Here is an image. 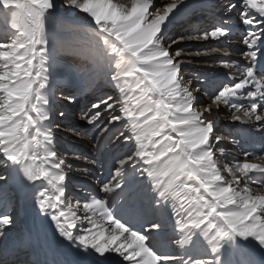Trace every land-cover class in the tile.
Masks as SVG:
<instances>
[{"label": "snow or ice", "instance_id": "1", "mask_svg": "<svg viewBox=\"0 0 264 264\" xmlns=\"http://www.w3.org/2000/svg\"><path fill=\"white\" fill-rule=\"evenodd\" d=\"M60 2L88 18L84 54L88 86L102 89L97 96L83 94L79 73L60 61L50 36ZM210 8L220 15L205 27ZM177 22L185 31L173 30ZM0 26V255L22 253L25 264H235L225 259L231 247L242 264H256L252 251L264 253V164L251 158L264 160V0H164L162 7L154 0H0ZM237 29L244 35L236 56L213 49L222 53L225 79L185 83L180 45L227 43ZM205 96L210 103L202 107ZM82 99L83 121L94 129L105 123L92 137L96 158L74 160L89 165L86 175L108 172L95 181L102 198L71 197L81 170L61 154L64 105ZM222 107L255 149L242 148V161L232 152L231 164L217 156L227 145L217 134ZM110 128L117 131L106 144ZM18 193L46 225L22 222Z\"/></svg>", "mask_w": 264, "mask_h": 264}, {"label": "rangeland", "instance_id": "2", "mask_svg": "<svg viewBox=\"0 0 264 264\" xmlns=\"http://www.w3.org/2000/svg\"><path fill=\"white\" fill-rule=\"evenodd\" d=\"M163 2L164 0H154V6L162 7ZM223 2H226V0H223ZM213 10L218 11L219 14L217 16L220 15V11H221L220 8H214V9L210 8L208 11L203 13L202 14V24L205 27H207L210 24V21L213 22V17L212 18L208 17L209 13L212 12ZM62 20H71V22H65ZM88 22H89L88 18L85 16V14L68 10L65 6H63L62 2L58 3L57 8L54 10L53 18L50 19L49 21L50 36L54 39L57 46L61 49L60 56H63V58H61L60 61L63 64L72 66L77 70V72L79 73V79L77 83L84 86L83 94H87L89 90L93 89V87L88 86V79H89L88 69L90 67V64H89V60L87 59V56L84 54V52L87 50L88 45L91 41L90 30L87 24ZM231 22L235 23V19ZM186 27H187L186 25H180L179 22H177L173 30L174 31H185ZM243 35H244L243 30L237 29L236 33L231 37L230 41L227 43H220L219 41L210 39L208 41H200V42L193 41L190 43L181 44L180 48L183 50L181 58L188 62L187 65L182 69L184 73L185 83H188L189 86L195 87L197 76L199 77L200 80H204L205 78H208V79H212L216 81L215 80L216 75L221 71H223L222 73L224 74L227 70L222 69L220 66V57L222 53L215 52L213 51V49H216V48L227 49L228 51L231 52L233 56H236L238 54L237 48L243 47V44H242ZM187 53H193L196 56H197V53H200V55L197 56L196 58L198 60H201L206 65H199L197 63H194L191 59H189L190 57L188 56L189 54ZM214 53L216 54L217 57L218 56L219 57L212 59L213 57L212 54ZM210 66H212V68L214 66V69L212 68L210 69ZM96 90H97L96 91L97 94L93 96L99 95L102 91V89H96ZM204 98L205 99L201 100L200 106H203L204 104H208L210 102L209 101L210 98L208 96ZM87 103H88L87 99H82V100H79L76 104L64 105L66 116L62 120H59L58 123L61 129V134H62V139H63L61 143V147L64 146L65 148V151L64 150L61 151V154L69 156L68 163H72L73 165H75V167L73 166L74 168L76 169L79 168L81 170L74 175L73 179L75 177L80 178V180L83 181L84 184L89 183L90 187L91 186L93 187V185H95V181L98 180V178L94 177V175L100 173V169L99 168H89L90 174L86 175L82 170L84 168L89 167V165L86 162L81 163V162H75L74 160L76 155L88 156L89 160L95 159L96 158L95 149L100 146L99 144H97L95 140L92 139V137L93 135L99 134V129L103 126L105 121L102 118L98 122L97 128L95 129L92 126L87 125L86 122L83 121L82 119V116L84 113L81 111V108L84 107V105H86ZM222 111H223V107L221 108V112ZM103 115L104 114L102 113V117ZM216 120L218 123L217 133L219 135H223L225 138H230V139L236 138V141H238L239 143L249 142L246 139V136L245 135L243 136V134L241 133L242 129L239 124L238 125L234 124V122H230L229 124L223 122L225 120L231 121L230 113L228 111L225 110L222 113H220L216 117ZM116 131L117 129L110 128L109 132L107 133V136L102 137L103 142L107 144L112 134ZM72 139L73 141L74 140L76 141L74 145H73ZM64 141H65V144H64ZM226 149L229 151L228 152L229 157L227 158L231 162H234V158L231 155L232 152L236 153V156L239 158L240 161L243 159V156H242L243 152L239 151V147L236 144H233L232 141L230 145H226ZM240 149H242V147ZM218 155L219 154H217V156ZM71 156H74V158H72ZM221 157L222 156H218V158L222 162L230 164V161L228 160L223 161ZM251 160L256 161L259 164L264 162V160L263 161L259 159L257 160L255 158H251ZM104 172L106 173V171L104 170L102 174H104ZM89 184L80 185L79 188L83 192L81 193L80 191L79 194L85 195L86 194L85 192L90 193L91 189L87 190ZM249 185L254 189H257L259 187V185L254 182H250ZM93 189H95V187ZM10 191L13 192V189H11ZM98 194H99L98 198L103 197V193H98ZM79 197L82 198L83 196L79 195ZM20 200H22L23 203H25L26 206L28 207L27 217H26L27 221L30 220L31 223L36 222L37 225H43V223L45 224L46 221L42 220L40 216L37 215V212L35 208L32 206V202L29 197L26 200L24 199V197H22V199ZM1 210L4 211L3 208H0V211ZM59 247L63 249L65 255L68 256L70 259L72 258L73 259L75 258L77 260L79 259L72 249L66 247L63 244L59 245ZM65 248L66 250H64ZM237 251H238V256L242 264L241 253L239 250ZM235 252L233 251L231 247H229L226 253L232 254L233 256L235 255ZM7 255H9V253L0 255V264H5L4 259L5 257H7ZM12 255H14V252H11L10 257H12ZM251 255L255 259L256 264H260L261 259H264V253H261L259 250H253ZM231 257H229V259ZM6 261H7V264L11 263L8 260ZM23 261H26V260L23 258Z\"/></svg>", "mask_w": 264, "mask_h": 264}, {"label": "bare ground", "instance_id": "3", "mask_svg": "<svg viewBox=\"0 0 264 264\" xmlns=\"http://www.w3.org/2000/svg\"><path fill=\"white\" fill-rule=\"evenodd\" d=\"M220 3H223V0H210V4H212V5H215V4H220ZM213 13H216L217 15L219 14L218 13V11L217 10H213L212 12H210L209 13V16L208 17H213ZM209 19V18H208ZM209 21V20H208ZM2 27V26H1ZM175 27V26H174ZM219 53V52H218ZM187 54H189L188 56L190 57L189 59H191L194 63H197V64H199V65H206L205 63H203L201 60H198L196 57V55H194L193 53H187ZM213 55V57H212V59H215V58H218L217 56H216V54L214 53V54H212ZM187 56V55H186ZM61 58H63V56H60V59ZM190 61V60H189ZM196 64V65H197ZM213 64V63H212ZM211 64V65H212ZM209 68V67H208ZM212 68V66H210V69ZM192 69H193V67H192ZM212 69H214V66H213V68ZM223 71H221V72H219L217 75H216V82H219V81H221V80H224L225 79V77H224V74L222 73ZM189 75H190V73H189ZM192 81V80H191ZM191 84V83H190ZM195 85V84H194ZM97 90L95 89V91L93 90V89H91V90H89L88 91V93H91L92 95H95V94H97V92H96ZM206 97V96H205ZM202 99H205L204 97H202L201 98V100ZM206 101V100H205ZM210 101V100H209ZM210 103V102H209ZM207 104H204L203 106H206ZM202 106V107H203ZM213 107L215 108V105H213ZM228 111L226 108H223V111ZM222 111V112H223ZM221 112V110H220V112H219V114L220 113H222ZM229 112V111H228ZM81 113V112H80ZM218 114V115H219ZM81 116V115H80ZM224 123H230V122H232V121H230V120H225V121H223ZM222 122V123H223ZM234 124H237L238 125V123H235L234 122ZM65 130V129H64ZM220 130H222V129H220ZM242 134H243V136L245 135L244 134V132L242 131L241 132ZM218 134V133H217ZM81 138V137H80ZM225 140L227 141V145H230L231 144V141H233V140H236V138H234V139H230V138H225ZM72 141H73V139H72ZM76 143V141L74 140L73 141V145ZM249 143L250 142H246V143H239V151H242L240 148L242 147V148H247V150H249V151H254L255 149H253V148H251V147H249ZM78 144V143H77ZM223 146V145H222ZM257 147H259V144L257 143ZM228 150L226 149V152H225V155L224 156H222L221 157V159L223 160V161H227L228 160V158L227 157H229L228 155ZM217 154H219V153H217ZM219 156V155H218ZM243 156V155H242ZM67 157H69V156H67ZM72 158H74V156H71ZM220 158V157H219ZM258 160V159H257ZM73 161V160H72ZM228 161H230V160H228ZM242 161V160H241ZM263 161V160H262ZM251 162H254V163H257L256 161H253V160H251ZM261 162V161H260ZM231 163H233V162H231L230 161V164ZM259 164V163H258ZM261 164H264V162H262ZM87 165V164H86ZM74 167H75V165H73ZM82 167V166H81ZM79 169V168H78ZM72 184H74L73 186V191H75V197L74 198H78L79 197V193H80V188H79V186L80 185H86V184H84L83 183V181H81L80 180V178H77V177H75V179L73 180V183ZM256 184H258V183H256ZM75 185H76V189H75ZM250 186V185H249ZM98 187H99V185L97 184L96 186H95V189H94V193H95V191L98 189ZM251 187V186H250ZM254 189V188H253ZM82 192V191H81ZM99 193V192H98ZM36 215V214H35ZM26 222L28 223V225L29 226H31V225H33L34 223L36 224V222H34V223H31L30 222V220L29 221H27L26 220ZM33 222V221H32ZM46 223V222H45ZM43 225H45L44 223H43ZM49 235H51V230H49ZM64 250H66V248L64 249ZM18 253V257H23V254H20L19 252H17ZM20 255V256H19ZM233 256H235V255H233ZM42 258V257H41ZM27 259H28V257H27Z\"/></svg>", "mask_w": 264, "mask_h": 264}]
</instances>
